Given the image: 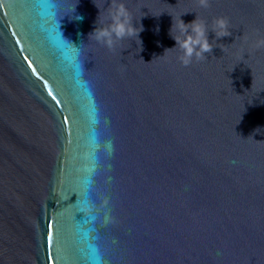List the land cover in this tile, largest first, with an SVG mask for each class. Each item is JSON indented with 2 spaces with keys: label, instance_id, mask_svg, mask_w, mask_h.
<instances>
[{
  "label": "water",
  "instance_id": "obj_1",
  "mask_svg": "<svg viewBox=\"0 0 264 264\" xmlns=\"http://www.w3.org/2000/svg\"><path fill=\"white\" fill-rule=\"evenodd\" d=\"M260 39L264 0H0V264H264Z\"/></svg>",
  "mask_w": 264,
  "mask_h": 264
},
{
  "label": "clouds",
  "instance_id": "obj_2",
  "mask_svg": "<svg viewBox=\"0 0 264 264\" xmlns=\"http://www.w3.org/2000/svg\"><path fill=\"white\" fill-rule=\"evenodd\" d=\"M198 3L201 7L209 6V0H198ZM180 17L179 20L173 18L170 35L176 42L175 48L178 47L182 53L179 57L180 61L187 66L191 63L193 56L197 59L205 58V53L211 52L213 46L208 41L209 28L206 21L196 17L191 23H185ZM111 21L107 27L96 26L89 38H95L98 42H103L111 48L114 39L121 40L126 36H135L138 39V34L143 30L142 26L135 27L133 25L131 14L123 3L114 5ZM212 25V31L215 32L217 38L231 35L227 18L216 17L212 21ZM173 30L176 34H173ZM256 46L264 47V39L258 40Z\"/></svg>",
  "mask_w": 264,
  "mask_h": 264
},
{
  "label": "snow or ice",
  "instance_id": "obj_3",
  "mask_svg": "<svg viewBox=\"0 0 264 264\" xmlns=\"http://www.w3.org/2000/svg\"><path fill=\"white\" fill-rule=\"evenodd\" d=\"M94 264H101V262L97 259L95 260Z\"/></svg>",
  "mask_w": 264,
  "mask_h": 264
}]
</instances>
